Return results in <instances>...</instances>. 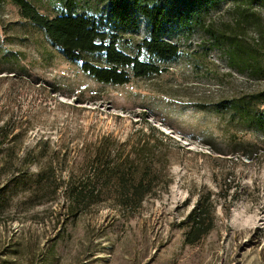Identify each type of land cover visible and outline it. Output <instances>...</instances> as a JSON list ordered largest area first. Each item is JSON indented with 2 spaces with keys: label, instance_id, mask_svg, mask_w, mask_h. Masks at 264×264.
I'll list each match as a JSON object with an SVG mask.
<instances>
[{
  "label": "rangeland",
  "instance_id": "374dc122",
  "mask_svg": "<svg viewBox=\"0 0 264 264\" xmlns=\"http://www.w3.org/2000/svg\"><path fill=\"white\" fill-rule=\"evenodd\" d=\"M31 2L55 16L48 0ZM238 10L224 0L203 17L222 33L263 44L264 8L255 5L258 19L242 28ZM144 37V29L127 35L125 52L134 55ZM166 39L181 55L169 63L147 58L161 74L102 84L11 0H0V264H264V145L222 105L263 92L264 79L231 69L223 50L209 51L201 29L174 26ZM149 136L162 140L168 183L130 218L103 208L66 220L63 192L50 201L38 186L50 168L62 179L85 178L94 147L108 138L117 159L120 147L125 154ZM256 144L252 158L238 155ZM208 192L216 196L215 227L188 245L183 222Z\"/></svg>",
  "mask_w": 264,
  "mask_h": 264
},
{
  "label": "trees",
  "instance_id": "16d2710c",
  "mask_svg": "<svg viewBox=\"0 0 264 264\" xmlns=\"http://www.w3.org/2000/svg\"><path fill=\"white\" fill-rule=\"evenodd\" d=\"M11 1L25 20L45 33L52 47L102 84L123 86L131 82L132 76L147 78L161 74L164 69L147 58L169 63L181 55L180 47L166 39L170 28L178 25L204 31L212 47L209 51L223 50L229 67L238 74L254 80L264 79V43L254 45L238 32L231 36L213 25H206L203 14L224 0H97V5L89 0H48L54 17L42 14L31 0ZM235 2L238 11L242 8L238 28L258 19L255 5L264 8V0ZM247 4H250V11L245 7ZM142 29L145 37L135 46L134 55L127 54L124 50L128 48L126 36L137 35ZM87 58L99 59L102 64L97 65ZM222 105L233 120L245 129L257 132L264 145V91L244 94L224 101ZM116 146L109 138L95 146L93 156L87 162L89 172L83 179L59 178L53 168L41 174L38 186L46 199L54 201L59 191L63 192L62 210L66 220L103 208H113L130 218L148 197L159 194L164 183L166 187L164 161L167 154L162 149V140L155 136L153 139L150 136L139 138L125 154L124 147L119 146L122 150L117 152V159L113 154ZM258 146L250 145L232 155L250 159L258 153ZM215 200L216 196L211 192L198 195L183 222L188 230L186 244L199 243L214 229Z\"/></svg>",
  "mask_w": 264,
  "mask_h": 264
}]
</instances>
